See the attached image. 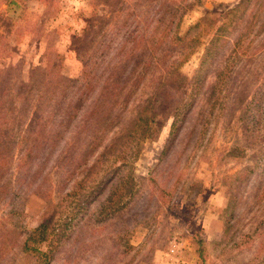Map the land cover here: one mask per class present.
I'll return each mask as SVG.
<instances>
[{"label": "trees", "instance_id": "16d2710c", "mask_svg": "<svg viewBox=\"0 0 264 264\" xmlns=\"http://www.w3.org/2000/svg\"><path fill=\"white\" fill-rule=\"evenodd\" d=\"M39 1L46 8L50 2L59 3ZM183 1L95 0L106 12L91 13L88 28L78 39L84 68L75 79L56 70L59 57L50 53L51 46L45 65L33 68L27 80L18 68L0 69V264H6L15 240L6 234L3 221L19 216L23 199L31 195L43 198L47 206L21 249L37 252L40 264H130L136 254L129 244L135 224L154 219L161 205L157 197L135 189L132 167L149 123L159 115L158 100L167 85L185 94L181 106L172 110L168 138L148 173L155 191L164 195L158 180L162 168L172 169L189 157L176 150L192 112L203 108V126L209 117H217L218 101L223 99L217 87L223 85L229 88L225 117L229 103L239 104L245 108L246 139L254 142L253 128L262 132L255 136L253 165L230 179L224 229L235 227L247 209L254 210L249 203L256 206L255 228L264 225L260 218L264 214V84L249 99L251 90L243 78L248 59L246 53L239 54L243 30L238 27L233 40L231 32L219 34L217 29L208 34L210 46L199 58L194 76L189 79L180 72L209 32L202 27L194 34L196 28L212 23L203 17L184 29ZM250 19L264 26L258 15ZM231 48L228 57L224 52ZM211 62L223 65L217 73L219 81L205 90ZM195 131L187 136L192 148L205 134ZM253 235L248 229L241 237ZM42 241L47 242L44 251L39 247Z\"/></svg>", "mask_w": 264, "mask_h": 264}, {"label": "rangeland", "instance_id": "374dc122", "mask_svg": "<svg viewBox=\"0 0 264 264\" xmlns=\"http://www.w3.org/2000/svg\"><path fill=\"white\" fill-rule=\"evenodd\" d=\"M187 4L191 7L186 8ZM181 6L187 9L184 29L203 17H208L212 23L203 22L196 28L194 34L202 27L208 28L209 32L201 39L197 54L181 66L180 72L189 79L194 76L199 58L210 46L208 34L217 29L219 34L231 32L229 37L233 40L236 36L234 28L238 27L243 30L240 33L243 48L239 54L246 53L248 59L244 66L248 73L243 78L247 90H251V99L254 90L261 89L264 84V26L250 18L256 14L264 20V0H185ZM235 7L238 9L234 10ZM94 11L102 15L106 8L95 0L93 3L92 0H59L58 4L48 3L47 8L39 0H0V69L18 68L22 78L27 80L33 68L45 65L47 53H55L59 57L56 70L68 79L79 77L84 68V57L80 55L77 43L87 30L89 16ZM217 13L229 14L223 20ZM49 46L51 54L47 51ZM232 48L226 49L224 54L232 55ZM222 65L211 62L205 90L219 81L217 73ZM219 88L223 99L218 101L217 117H209V123L203 126L205 111L198 107L192 112L186 130L182 129L176 153L189 157L185 163L172 169L162 168L158 180L164 195L159 196L149 182L148 173L158 162L168 138L172 110L181 106L185 94L173 85L164 88L157 105L159 115L149 123L132 167V176L138 183L135 189L157 197L161 205L154 219L146 218L135 224L129 236L135 258L131 261L129 257L124 259L130 264H264V225L255 228L253 212L256 206L247 204L248 208L254 206V210L247 209L230 230L224 229L226 220L223 217L230 194V179L244 167L253 165V154L258 146L254 143L255 136L262 135V132L253 128L254 142L246 139L242 129L243 124H247L242 118L245 108L229 103L225 117L226 90L229 88L223 85ZM218 94L216 92L215 96ZM235 101L240 103V97ZM195 129L205 130V134H201L202 138L192 148L187 136L197 133ZM186 146L192 150L189 148L186 153ZM46 206L43 198L31 195L23 199L19 216L3 221L6 234L15 238L6 264H40L37 252L22 251L21 246L39 226ZM260 218H264V214ZM248 229H252L254 235L249 239L242 238ZM40 244V249L46 250L47 242ZM32 245L29 244L30 248Z\"/></svg>", "mask_w": 264, "mask_h": 264}]
</instances>
